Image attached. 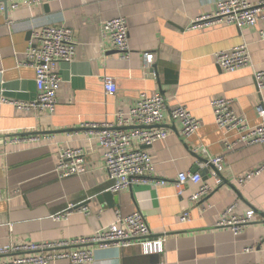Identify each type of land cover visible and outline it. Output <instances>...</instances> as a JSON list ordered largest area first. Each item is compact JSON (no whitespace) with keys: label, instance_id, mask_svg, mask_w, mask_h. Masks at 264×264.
<instances>
[{"label":"crops","instance_id":"crops-1","mask_svg":"<svg viewBox=\"0 0 264 264\" xmlns=\"http://www.w3.org/2000/svg\"><path fill=\"white\" fill-rule=\"evenodd\" d=\"M216 1L50 0L0 13V138L52 133L40 135L36 142L0 144V247L89 236L113 223L116 212L127 215L139 210L152 237H166L163 251L148 254L139 245L95 246L91 261L85 264L264 263V169L243 187L235 182L237 176L264 163V145H238L226 151L225 141L234 135L217 127L210 107L213 98L224 97L249 125L264 123L257 113V106L264 103V89L258 92L254 82V72L264 68V39L259 38L264 21L241 27L216 22L188 29L197 18L213 13ZM118 16L128 26L127 59L100 33L104 21ZM45 25L71 28L75 55L59 63L61 83L55 111L38 114L2 99H35V71L22 63L32 31ZM241 44L247 45L250 63L234 72L221 69L214 53ZM145 53L154 55L149 68ZM104 76L115 79L117 89L112 95L104 91ZM156 92L165 98L162 126L170 133L139 147L152 159L153 176L164 183L150 180L111 191L109 204L99 199L110 190L111 181L94 135L97 130L91 128L115 125L117 114L133 106L141 94ZM179 105L200 121L189 137L182 135L178 121L168 113ZM67 147L80 150L83 171L59 178L55 172L58 153ZM219 155L225 156L218 171L219 186L198 203L189 199L198 184L188 183L178 194L174 186L178 173L196 172L204 159ZM202 182L212 183L208 172L202 173ZM69 204L86 206L89 213L74 210L59 220L52 218ZM230 205L239 214L249 209L256 213L255 220L238 234L214 226ZM183 211H189L186 222L179 219ZM49 264L69 263L56 260Z\"/></svg>","mask_w":264,"mask_h":264},{"label":"built area","instance_id":"built-area-1","mask_svg":"<svg viewBox=\"0 0 264 264\" xmlns=\"http://www.w3.org/2000/svg\"><path fill=\"white\" fill-rule=\"evenodd\" d=\"M50 0H13L10 5L0 1V13L9 10L14 13L21 8L41 5ZM264 21V0L256 3L250 0H217L211 14L196 19L188 29H194L216 22L234 24L238 27L254 25ZM103 40L120 53L122 59L129 57L128 26L122 16L104 21L100 29ZM259 38L264 39V27L259 30ZM75 55L73 30L63 25H45L32 31L31 39L24 52L22 64L31 66L35 71L36 97L31 102L2 101L14 104L19 109L33 110L38 114H51L57 104V91L60 87L59 63L71 61ZM216 64L227 72H234L250 63V54L246 44L214 53ZM154 55L145 53V66L149 68ZM152 72V71H151ZM106 94H114L117 86L111 76L101 78ZM254 82L258 92L264 89V68L254 72ZM231 101L224 97H215L210 101L214 122L225 133H233V140L225 141L226 151L238 145H264V123L256 126L248 124L246 119L237 115L230 105ZM169 116L178 121L184 137L191 136L199 127L200 121L182 105L171 108ZM257 113L264 118V103L257 106ZM166 115V102L160 92L150 95L141 94L136 103L116 116V124L106 123L102 128L92 127L94 135L103 150L104 166L107 179L111 181L110 191L119 192L132 183L155 180L153 162L147 151L139 146H149L153 142L164 139L170 133L162 126ZM51 134H30L1 137V143L17 144L20 142H36L41 137ZM224 155L209 158L201 163L196 172H180L174 186L178 194H182L188 183L198 184V188L189 195V199L198 203L212 190L222 183L217 171L221 169ZM264 169V163L235 178L239 187H243ZM83 171V158L79 149L70 147L59 150L55 172L59 178L78 175ZM208 172L212 183L202 182V173ZM77 210L89 213L86 206L69 204L67 209L56 215L54 220L66 217ZM256 213L249 209L242 214L234 212V206L224 209L215 222V227H228L238 234L247 224L255 220ZM190 218L189 211H183L180 221ZM153 233L139 210L122 215L116 212L115 221L102 227L89 236L74 239L48 242L15 243L0 247V256H8V260L0 264H49L56 260H66L69 264H85L92 259L93 247L115 246L126 248L139 245L145 253H161L166 241L165 236L152 237ZM264 264V263H262Z\"/></svg>","mask_w":264,"mask_h":264},{"label":"water","instance_id":"water-1","mask_svg":"<svg viewBox=\"0 0 264 264\" xmlns=\"http://www.w3.org/2000/svg\"><path fill=\"white\" fill-rule=\"evenodd\" d=\"M0 1L5 3V5H6L8 0H0ZM46 8H47V6H46ZM28 36H30L29 33H28ZM72 130H75V129H72ZM42 134H52V133L51 132H45V133H42ZM204 161L207 162L208 160L204 159ZM193 170H196V169H193ZM217 173H218V171H217ZM111 197H112L111 191L107 190V192L102 194L101 197H99V199L104 198L109 204H111L110 203Z\"/></svg>","mask_w":264,"mask_h":264}]
</instances>
